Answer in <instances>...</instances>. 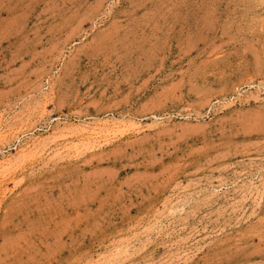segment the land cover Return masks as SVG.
<instances>
[{
  "label": "rangeland",
  "instance_id": "obj_1",
  "mask_svg": "<svg viewBox=\"0 0 264 264\" xmlns=\"http://www.w3.org/2000/svg\"><path fill=\"white\" fill-rule=\"evenodd\" d=\"M0 264H264V0H0Z\"/></svg>",
  "mask_w": 264,
  "mask_h": 264
}]
</instances>
